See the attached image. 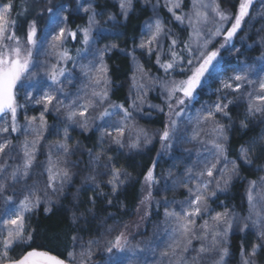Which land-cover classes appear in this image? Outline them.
I'll use <instances>...</instances> for the list:
<instances>
[{
    "label": "snow or ice",
    "instance_id": "obj_1",
    "mask_svg": "<svg viewBox=\"0 0 264 264\" xmlns=\"http://www.w3.org/2000/svg\"><path fill=\"white\" fill-rule=\"evenodd\" d=\"M43 2L0 0V264H260L264 175L243 172H264V0ZM137 12L139 34L121 47ZM113 53L128 63L121 100ZM152 152L137 176L120 164ZM237 183L230 205L221 197ZM136 185L134 226L152 235L133 243L110 209ZM54 208L70 232L45 239L33 218Z\"/></svg>",
    "mask_w": 264,
    "mask_h": 264
},
{
    "label": "trees",
    "instance_id": "obj_2",
    "mask_svg": "<svg viewBox=\"0 0 264 264\" xmlns=\"http://www.w3.org/2000/svg\"><path fill=\"white\" fill-rule=\"evenodd\" d=\"M53 2H57V0H53ZM47 5L41 0V3L37 5L38 8H44ZM146 15L140 12H137L135 15L130 16L129 23L126 29H123L127 32V36L121 37L118 41H115L121 45V47H124L126 44H129L130 38L133 35H138V28L141 26L142 20L144 19ZM84 21L80 18H76V23H83ZM42 24V22H40ZM105 42H112L111 40L105 41ZM71 47V45H69ZM250 54V53H249ZM256 55V53H251ZM109 64L114 69L113 79L114 81L121 85L118 90L115 91V95L113 96V99L121 100L125 95H127L128 92V80L126 76V72L128 71V63L125 57L118 56L117 54L113 53V59L109 61ZM118 69V70H117ZM213 97L209 95H205L202 97L203 100H211ZM38 111V110H37ZM37 111H32L29 113V115H36ZM160 118L157 117V120ZM52 119L49 118V123H52ZM142 125L145 127L156 129L160 125L157 122H152L148 120H140L139 121ZM259 132V129H256L254 132L249 133L248 135H245L242 132L237 131L233 136L231 140V145L233 148H238L240 144L244 143L247 139H249L250 135H255ZM76 135V133H73ZM77 139L82 140L85 144H88L90 146V142L88 139H86L84 136L77 135ZM94 142V141H92ZM193 150L197 148L196 145H193ZM159 145H156V148L158 149ZM184 147L187 148V145ZM155 153H149L147 156H136L134 160H129L127 157L122 156L120 158V164L128 168L130 172L133 173L134 176H137L140 171L142 170V165L149 163V158L154 157ZM179 168H183L184 165L182 163H179ZM257 164H264V160H260L256 162ZM133 165L132 167H129V165ZM163 168L167 169L170 167V162H165L162 165ZM243 174L245 176H248L250 179H255L258 175H264V172L262 173H256L252 170L245 169ZM138 195H139V185H136L135 188H130L125 196H122L121 199L124 200V203L126 204V208L123 210H119L116 208L110 209V211L115 212L117 214V218L124 220L125 222L129 223L130 227V238H134L132 242H136L137 240L142 239L146 235H140L141 232L144 231L145 223L140 222V227L136 228L134 225L139 220V216L135 214V207L138 203ZM243 195V186L240 183H237L234 188L232 189L230 198L227 197H221V199L225 200L227 203L231 204H238L240 201V198ZM169 198H175L177 200L184 199L181 192H174L168 194ZM158 217H153V222ZM33 226L36 227L39 232L41 233V236L45 239L47 237H54L56 235L65 236L70 232V224L68 221V214L66 212L59 211L57 208L53 209L52 214L45 215L43 211L41 210L37 216L33 218ZM109 225L113 224V221H108ZM151 229V226L148 227L149 233ZM253 239L251 236L249 237V240ZM241 243V237L240 236H233L231 238V244H232V251L238 253V249L240 247ZM99 258V257H98ZM96 259V261L98 260ZM233 264H238V261H233ZM260 264H264V258H260Z\"/></svg>",
    "mask_w": 264,
    "mask_h": 264
},
{
    "label": "rangeland",
    "instance_id": "obj_3",
    "mask_svg": "<svg viewBox=\"0 0 264 264\" xmlns=\"http://www.w3.org/2000/svg\"><path fill=\"white\" fill-rule=\"evenodd\" d=\"M111 10H112V11H118L117 8H112ZM145 18H146V16L144 17V19H145ZM144 19L142 20L141 25L143 24ZM106 43H107V42H106ZM101 46H102V45H101ZM249 55H254V54H251V53H250ZM153 70H154V69H153ZM212 99H214V97H213ZM212 99H211V100H212ZM211 100H203V99H202L201 102H204V101H211ZM153 102L159 103L158 100H154ZM197 107H199V105H197ZM30 112H32V111H30ZM30 112H29V113H30ZM55 139H56V137H52L51 140L49 141V143L54 142ZM13 142L16 143L15 140H14ZM186 145H187V148H189V149H193L192 144H186ZM39 159H40V160H43L44 157L41 155V156L39 157ZM158 219H160V218H156V220H158ZM156 220H155V221H156ZM155 221H154L153 223H155ZM151 235H152V227H151L149 233H148L146 236H144V237H143L142 239H140V240H137L136 242H139V241H141V240L149 239V238H151ZM136 242H133V243H136ZM96 264H103V258H102V257H99L98 260L96 261Z\"/></svg>",
    "mask_w": 264,
    "mask_h": 264
}]
</instances>
